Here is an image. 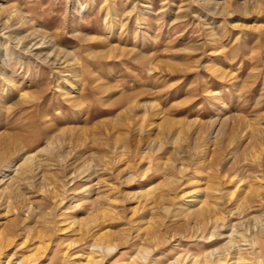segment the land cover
I'll use <instances>...</instances> for the list:
<instances>
[{
    "label": "rangeland",
    "instance_id": "obj_1",
    "mask_svg": "<svg viewBox=\"0 0 264 264\" xmlns=\"http://www.w3.org/2000/svg\"><path fill=\"white\" fill-rule=\"evenodd\" d=\"M6 23L0 264H264V0H0Z\"/></svg>",
    "mask_w": 264,
    "mask_h": 264
},
{
    "label": "bare ground",
    "instance_id": "obj_2",
    "mask_svg": "<svg viewBox=\"0 0 264 264\" xmlns=\"http://www.w3.org/2000/svg\"><path fill=\"white\" fill-rule=\"evenodd\" d=\"M0 26H4L3 28H2V30L1 31H4V30H9V28L10 27H7V23L6 24H1ZM47 38V37H46ZM45 38V39H46ZM7 39H9V40H11V41H13V42H16V44L17 43H20L22 40H23V38H17V37H14V36H12V35H8L7 36ZM44 39V38H43ZM45 39H44V43H45ZM37 45V44H36ZM35 46V45H34ZM38 49V48H37ZM32 50H33V47H31L30 49L29 48H27V53L28 52H31L32 53ZM35 50V49H34ZM61 53V52H60ZM34 56H37L38 58H41L42 59V61H45V60H47V59H49L50 58V56H51V53L50 54H48L47 56L46 55H42V52H36L35 54H34ZM43 56H45V58L43 59ZM49 62V61H48ZM29 159H30V157H29ZM7 242V241H6ZM96 247V246H95ZM116 248V247H115ZM3 249H4V246H3V244H1L0 243V256L2 255V251H3ZM104 249V248H103ZM114 248H107V252H110V251H112ZM219 249H217V250H214V251H212V252H210L209 254H207V255H205L203 258H201V259H199V258H194V261H193V264H225V262H222V261H220V260H217V261H213V262H209L208 260H212V257L214 256V252H217ZM147 251V250H146ZM101 252H103V251H101ZM101 252H100V254H101ZM147 253V252H146ZM94 256V255H93ZM93 256H91V260L88 262V264H101V259H99L98 258V256H97V258L96 257H93ZM142 256V255H141ZM101 257H102V255H101ZM147 257V256H146ZM146 257H143V258H140L141 259V261H140V264H144L145 263V261H146ZM207 257H209V258H211V259H208ZM104 259V258H103ZM139 259V258H138ZM199 260H201V261H199ZM185 260L183 259V261H176V262H174L173 264H182L183 262H184ZM32 262V260H28V261H26L25 259H23V260H21V262H19V264H30ZM137 263H138V261H137ZM6 264H9V262H7ZM136 264V263H135ZM139 264V263H138ZM153 264H155V263H153ZM231 264H238V262L237 261H234V262H232Z\"/></svg>",
    "mask_w": 264,
    "mask_h": 264
}]
</instances>
